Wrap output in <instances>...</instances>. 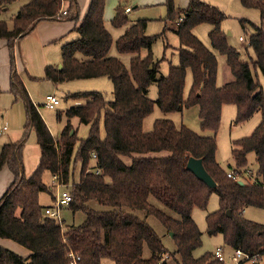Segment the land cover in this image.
Segmentation results:
<instances>
[{
	"label": "trees",
	"instance_id": "obj_1",
	"mask_svg": "<svg viewBox=\"0 0 264 264\" xmlns=\"http://www.w3.org/2000/svg\"><path fill=\"white\" fill-rule=\"evenodd\" d=\"M16 1L19 0H0V15ZM63 2L66 15L62 16ZM239 2L260 14L258 25L240 20L243 29L251 28L247 43L255 59L249 62L241 60L239 50L228 43L221 28L226 16L201 0H189L183 9L176 8L174 0H166L162 33L146 35L147 20L139 19L127 26L115 42L104 25L106 0H91L85 17L75 27L78 38L61 46L62 68L46 66L44 79L57 84L106 77L113 86V99L109 101L97 91L67 94V100L85 103L65 110L67 123L58 138L51 135L22 80L13 72V42L24 38L43 21L78 22L76 0H30L11 15L10 26L0 19V40L6 42L13 72L9 93L13 101H22L25 111L21 139L0 146V171L7 168L13 178L0 197V239L10 240L28 251L22 256L0 246V264H71L70 252L78 258L76 264H101L104 258L114 264H166L162 258L168 252L162 240L145 219L131 212L135 210L154 216L172 233L175 253L180 257L175 264H223L214 259L212 252L198 258L192 255L201 245V232L192 218V210L204 209L212 193L217 195L218 208L205 216L206 233L222 235L231 250L255 255L257 259L252 264H264V224L243 216L247 207L262 208L264 204V94L252 75V69L258 68L264 77V0ZM125 8L118 1L111 19L114 27L126 24ZM168 21L178 22L174 31L179 40L178 64L170 65L167 74L158 78L159 63L154 61L151 47L157 38L163 37ZM199 24L211 26L208 32L211 48L225 57L232 76L221 86L216 83V55L192 32ZM113 42L119 54L131 55L128 67L110 55ZM187 71L192 83L184 98ZM153 82L157 86L155 101L147 96ZM154 105L163 114L195 107L200 129L212 134L200 135L184 125L177 127L169 118L156 119L152 130L144 132L143 120ZM224 105L235 107V124L260 113L250 135L231 141L233 165L227 171L216 160V134ZM101 113L103 138L99 135ZM73 117L89 126L85 138L76 137V129L70 123ZM30 132L35 134L40 155L35 170L25 177L23 147ZM77 142L74 164L79 165V176L70 188L67 208L82 212L85 218L79 225L63 226L46 215V207L38 201L40 193L51 194V187L41 177L47 171L59 184L66 185ZM250 152L258 165L255 174L247 167ZM189 157L202 159L215 182L214 188L186 168ZM229 171L234 178L227 176ZM149 197L180 218L168 216L149 203ZM90 201L109 209L95 210L89 206ZM144 245L150 251L148 258L141 257Z\"/></svg>",
	"mask_w": 264,
	"mask_h": 264
},
{
	"label": "rangeland",
	"instance_id": "obj_2",
	"mask_svg": "<svg viewBox=\"0 0 264 264\" xmlns=\"http://www.w3.org/2000/svg\"><path fill=\"white\" fill-rule=\"evenodd\" d=\"M23 1V0H22ZM22 1H16L11 4L8 14L4 13L0 15V19L5 20L10 26V17L13 12L16 11V7L22 3ZM118 1L121 2L122 6H131V11L126 14L127 22L121 27H114L111 23L113 17L114 8L117 5ZM166 0H134L133 2H125V0H106L105 9H104V25L108 32L110 33L113 41L123 34L125 28L131 23L139 20H147V26L145 30L146 35H159L164 30V21L166 19ZM209 5L217 7L226 18L221 23V28L227 34L228 43L237 48L240 52V59L249 62L254 60L255 56L252 49L248 46L247 37L251 32L249 26L246 29H243L240 23L241 19H247L248 21L258 25L260 23V14L258 10L253 8L243 7L239 0H201ZM89 0H80L78 1V12L79 18L83 17L85 13L86 6ZM188 0H174V5L176 8L183 9L187 6ZM62 8L66 9V3H62ZM70 21V20H66ZM174 22H167V29L169 25ZM165 29V33L162 38H157L156 41L152 44L151 51L152 56L155 62L159 63L158 72L156 77L165 76L168 72L170 65L178 64V48L179 40L177 35ZM211 29L209 24H199L193 27V34L208 48H211L208 32ZM241 37V40H239ZM78 38V34L71 32L70 35L58 39L45 48V55L47 57L48 63L54 67H58L61 64V46L65 43L72 42ZM17 42V41H16ZM16 42H13V47ZM112 44L110 49V55L118 57L122 63L128 67L131 55L129 54H119L115 49V44ZM213 50V49H212ZM218 61V71L216 83L218 86H221L225 82L231 79V74L225 64V57L220 55L217 51L213 50ZM145 50H142L141 55L144 56ZM164 56V59H162ZM81 57V56H79ZM252 75L254 79L260 84V88L264 94V77L260 70L252 69ZM27 79L25 78V81ZM192 83V76L190 71H187L185 86H184V98L187 96L190 86ZM27 85V86H26ZM25 88L28 92V95L33 103L37 105V110L47 125L51 135L54 138H58L60 131L67 123V119L64 115L66 109L73 105H82L85 103V100H71L66 99L67 94L77 93V92H86V91H97L103 93L107 100H112V90L113 86L111 81L106 77H97L90 79H79L63 82L60 84L51 83L44 78L35 80L34 82L26 81ZM48 94H55L59 99L60 104L57 105L54 109H48L44 105V97ZM10 96H12L10 94ZM147 96L151 100L155 101L157 99V86L153 82L147 90ZM13 99V97H12ZM3 102V98L0 99V104ZM1 108V106H0ZM61 113L60 118L58 114ZM4 116L9 132L0 137V146L5 143H9V140H18L23 133V126L25 123V111L22 101L17 100L12 102L10 108H7L6 111L0 110V118ZM236 116V109L233 105H224L221 112V124L219 131L216 134V160L220 166L227 171L231 165H233L231 159V141L245 137L251 134L255 126L260 120V113H255L251 118L246 120L243 123L235 124L234 118ZM158 118H169L171 119L177 127L182 125L190 128L194 132L200 135H211L210 132H204L200 129L199 119L197 116V108L191 107L184 109L181 113L174 112L170 114H163L160 109L154 105L152 112L146 116L142 123V130L144 132H149L153 128V123ZM2 120V118H1ZM3 121V120H2ZM70 123L74 129H76V137L78 139H83L87 136L89 126L85 124H80L78 119L73 117L70 119ZM99 135L101 138L104 137L103 129V114H100L99 118ZM12 142V141H10ZM78 142L74 147L72 162L70 165L71 175L69 181L66 185H61L57 182L55 178L47 171L42 174V181L47 186L51 187V194L48 192H43L39 194L38 201L44 207L54 206V198L57 197L62 191H70V188L73 183L78 181L79 176V165L74 164V156L78 148ZM40 150L39 146L36 143V137L34 132H30L27 138L26 143L23 147V172L25 177L32 174V172L37 167L39 162ZM150 155H154L153 153ZM94 162L91 161L90 165H93ZM247 167L253 174L258 169V165L255 161L254 153L250 152L247 154ZM149 203L157 207L158 209L165 212L168 216L179 219V215L175 212L169 210L160 202H158L153 197H149ZM89 206L95 210H108V207L98 204L96 201H90ZM218 208V198L215 193H212L209 197L208 203L204 209L194 208L192 210V218L196 223L199 231L201 232V245L193 250L192 255L195 258L200 257L206 252H212L216 248H222L223 251V264H235L231 259L233 250L226 246L223 242V237L220 234L210 236L206 233V214L215 211ZM134 215L141 219H145L147 224L157 233V235L162 240L164 248L167 250V254L163 256L162 261H165L166 264H175L176 260H180L178 254L175 253L176 246L170 233L166 228L154 217L151 215H146L144 211L135 210L131 211ZM243 216L246 219L264 224V204L262 208L256 207H247L243 211ZM84 214L80 211L72 212L66 207H63L60 211L59 222L63 226L65 225H79L84 221ZM18 247L19 254L22 253L23 248ZM150 256V251L146 245L143 247L142 258H148ZM101 264H114L110 259H102ZM249 264V263H248Z\"/></svg>",
	"mask_w": 264,
	"mask_h": 264
},
{
	"label": "crops",
	"instance_id": "obj_3",
	"mask_svg": "<svg viewBox=\"0 0 264 264\" xmlns=\"http://www.w3.org/2000/svg\"><path fill=\"white\" fill-rule=\"evenodd\" d=\"M19 1H22V0H19ZM29 1L30 0H23L22 3L19 4L15 8L16 11L18 10L20 6H22L23 4ZM78 1L80 0H76V3H77L76 15L78 18V22L71 21V20L70 21H66V20L43 21V22H40L32 30V32H30L24 38L16 42L15 46L13 47V54H14L13 72H15L20 77L24 86L26 85V81H29L32 83L35 80L44 78L45 67L53 66L48 63L47 57L45 55L44 51H45L46 46H48L49 44H51L52 42L58 39H61L62 37L70 35L71 32L77 33L75 31V27L85 17L91 0H89V2L87 3L86 10L82 18H79L80 16L78 12V7H79ZM10 7H11V4L8 5L7 8H5L3 14L4 13L8 14ZM166 13H167V10H166ZM177 23L178 22H174L170 24L169 29L167 30L174 32L177 27ZM13 72H11L10 70L9 50L6 46V42L4 40H0V99L3 98V102L0 104V106L3 109V111H6L7 108H10V105L12 104V102H15L13 101L12 96H10V93H9L10 78ZM25 78L27 79L26 81H25ZM57 84H60V83H57ZM1 116H2L1 118L3 122L7 124V122L4 119V116L3 115ZM7 132H9L8 126H7V130L0 134V137L5 135ZM21 137L18 138V140L17 139L9 140L8 142L10 141L17 142L21 139ZM12 179H13L12 175L7 168H3L0 171V197L4 193V191L10 186ZM0 246L17 253L18 247L16 246H19V245L10 240L0 239ZM27 254H28V251L25 249L22 251L20 255L26 256Z\"/></svg>",
	"mask_w": 264,
	"mask_h": 264
},
{
	"label": "built area",
	"instance_id": "obj_4",
	"mask_svg": "<svg viewBox=\"0 0 264 264\" xmlns=\"http://www.w3.org/2000/svg\"><path fill=\"white\" fill-rule=\"evenodd\" d=\"M133 1L134 0H127V2L129 3ZM130 10H131V6L127 5L125 8V12L128 13ZM60 14L62 16L66 15V9H62ZM239 40H241V37L239 38ZM59 103H60L59 99L53 94H48L44 97V105L48 109H54ZM6 130H7V124L3 122L0 118V134ZM227 176L234 178L233 173L231 171L227 173ZM70 200H71L70 193L68 191H62L57 197L54 198V206L45 208L44 210L45 214L55 218L59 222L60 211L63 207H66L68 205ZM69 256L72 259L71 264H76V260L78 258H76V256H74L71 252L69 253ZM213 257L219 262H224L222 248H216L213 251ZM231 259L235 264H248V263L252 264L253 262L256 261L257 256L255 255L250 256L246 253H243L240 250H233Z\"/></svg>",
	"mask_w": 264,
	"mask_h": 264
},
{
	"label": "water",
	"instance_id": "obj_5",
	"mask_svg": "<svg viewBox=\"0 0 264 264\" xmlns=\"http://www.w3.org/2000/svg\"><path fill=\"white\" fill-rule=\"evenodd\" d=\"M62 68V65L58 66V69ZM186 168L192 172L197 179L200 181L204 182L208 187L214 188L215 182L214 180L209 176V174L206 172L202 159L200 158H194V157H189L187 162H186ZM239 184H243L242 181H238ZM227 216L230 215V212H226ZM170 236L172 237V233H170Z\"/></svg>",
	"mask_w": 264,
	"mask_h": 264
}]
</instances>
